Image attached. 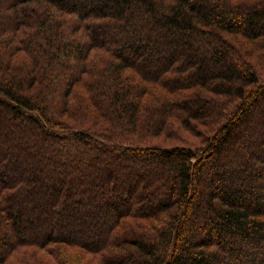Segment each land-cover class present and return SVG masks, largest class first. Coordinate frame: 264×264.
Masks as SVG:
<instances>
[{
	"label": "trees",
	"instance_id": "trees-1",
	"mask_svg": "<svg viewBox=\"0 0 264 264\" xmlns=\"http://www.w3.org/2000/svg\"><path fill=\"white\" fill-rule=\"evenodd\" d=\"M0 264H264V0H0Z\"/></svg>",
	"mask_w": 264,
	"mask_h": 264
},
{
	"label": "rangeland",
	"instance_id": "rangeland-1",
	"mask_svg": "<svg viewBox=\"0 0 264 264\" xmlns=\"http://www.w3.org/2000/svg\"><path fill=\"white\" fill-rule=\"evenodd\" d=\"M252 49L254 50V57L256 56V61H257V56L259 55V54L257 55V52L261 53V51H256V47ZM172 129H176V130L175 132L173 130L170 136L162 135V136L156 137L155 139L148 140V143L159 144V145H173V144H186V145L194 144L195 145V144H198L200 141L198 137L192 135L191 133H189L187 130H185L182 127H178L177 125H174Z\"/></svg>",
	"mask_w": 264,
	"mask_h": 264
}]
</instances>
